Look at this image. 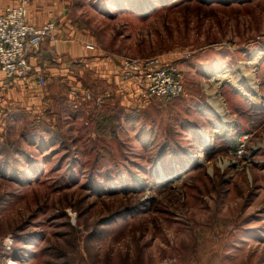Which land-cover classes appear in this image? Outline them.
<instances>
[{
	"label": "rangeland",
	"instance_id": "374dc122",
	"mask_svg": "<svg viewBox=\"0 0 264 264\" xmlns=\"http://www.w3.org/2000/svg\"><path fill=\"white\" fill-rule=\"evenodd\" d=\"M71 3L87 49L184 92L128 106L75 71L40 85L51 115L1 86L0 264H264V0Z\"/></svg>",
	"mask_w": 264,
	"mask_h": 264
},
{
	"label": "crops",
	"instance_id": "0c3cea01",
	"mask_svg": "<svg viewBox=\"0 0 264 264\" xmlns=\"http://www.w3.org/2000/svg\"><path fill=\"white\" fill-rule=\"evenodd\" d=\"M19 1L0 0V4L2 7H6L16 5ZM28 18L35 25H43L48 21H56L58 24L55 37L60 40L57 45L51 37H48L39 51L31 56L33 61L39 62L45 67L48 82L50 79L60 77L62 79H73L72 74L75 71H80L83 74L89 73L90 75L91 73L96 79L107 82L110 85V92H113L112 98L113 96L116 98L120 96L125 105H132L135 96H146L147 92L137 83L123 78L122 66L110 56H97L96 52L87 49L85 44L91 40V37L85 34L87 30L83 29L84 24L79 23L74 18L71 0H30ZM8 81L4 72L0 69V88H2L1 86L6 87ZM14 83L15 85L10 89V93L18 101L28 103L31 106L32 104L38 106L45 96H49L46 100L49 102L50 113L53 114V103L59 92L53 91L48 92L46 95L41 94L39 91L40 85L33 78L17 79L12 84ZM79 84L81 85V82ZM83 89L87 90L86 87ZM89 103L90 101H88Z\"/></svg>",
	"mask_w": 264,
	"mask_h": 264
},
{
	"label": "built area",
	"instance_id": "2783aa9c",
	"mask_svg": "<svg viewBox=\"0 0 264 264\" xmlns=\"http://www.w3.org/2000/svg\"><path fill=\"white\" fill-rule=\"evenodd\" d=\"M30 0H20L16 5L0 4V69L7 80L33 78L41 86L48 83L46 69L31 56L51 37L55 44L58 29L56 21L35 25L29 21ZM89 47L93 45L89 44ZM122 76L143 86L150 96L171 99L184 92L181 68L161 57H130L122 60Z\"/></svg>",
	"mask_w": 264,
	"mask_h": 264
},
{
	"label": "trees",
	"instance_id": "16d2710c",
	"mask_svg": "<svg viewBox=\"0 0 264 264\" xmlns=\"http://www.w3.org/2000/svg\"><path fill=\"white\" fill-rule=\"evenodd\" d=\"M103 2L106 0H102ZM121 7L122 8H134L135 10L139 11V10H144L147 8L148 6V0H121ZM163 2L167 1V0H161ZM155 4V3H154ZM157 4V3H156Z\"/></svg>",
	"mask_w": 264,
	"mask_h": 264
},
{
	"label": "bare ground",
	"instance_id": "6f19581e",
	"mask_svg": "<svg viewBox=\"0 0 264 264\" xmlns=\"http://www.w3.org/2000/svg\"><path fill=\"white\" fill-rule=\"evenodd\" d=\"M217 71H218L217 75H218L219 79L223 80L224 78L228 77V74H226L225 71H223L221 69V67H219V69ZM14 264H16V263H14Z\"/></svg>",
	"mask_w": 264,
	"mask_h": 264
}]
</instances>
